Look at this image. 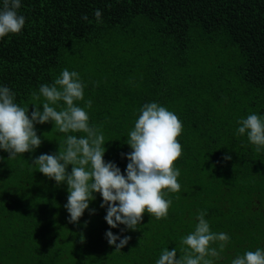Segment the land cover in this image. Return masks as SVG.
Listing matches in <instances>:
<instances>
[{"label":"trees","instance_id":"trees-1","mask_svg":"<svg viewBox=\"0 0 264 264\" xmlns=\"http://www.w3.org/2000/svg\"><path fill=\"white\" fill-rule=\"evenodd\" d=\"M18 13L24 28L0 38V86L15 93L14 102L31 118L35 106L43 111L44 98L32 95L40 85L54 83L65 68L78 72L86 86L84 101L75 103L103 132L105 162L124 175L121 153L132 151L126 141L140 109L151 102L166 107L183 125L175 162L181 189L165 190L172 200L166 218L145 212L135 231L107 224L99 193L70 224L67 185L57 187L32 162L58 153L67 135L85 134L36 124L42 144L34 152L8 159L0 149V264L39 256L48 264H156L165 248L179 258L181 239L202 210L212 232L230 237L221 258L210 257L214 264L264 249V149L237 135L239 120L264 118V0H21ZM109 230L131 237L128 245L115 251ZM5 243L15 248L11 263L1 257ZM210 247L219 250L218 243Z\"/></svg>","mask_w":264,"mask_h":264},{"label":"clouds","instance_id":"clouds-1","mask_svg":"<svg viewBox=\"0 0 264 264\" xmlns=\"http://www.w3.org/2000/svg\"><path fill=\"white\" fill-rule=\"evenodd\" d=\"M20 8L21 0H3L0 38L19 34L24 28L26 18L18 13ZM94 15L100 23L101 11L95 10ZM82 19L88 21V16L84 15ZM85 86L78 72L65 68L54 83L40 85L39 95L32 94L37 101L42 96L44 102L43 111L35 106L31 118L29 110L14 102L15 93L6 86H0V149L9 154L8 159L34 152L42 144L36 124L53 122L54 129L60 133H84L83 136L67 135L63 144H59L58 153L42 154L32 162L40 173L54 180L57 187L67 185L69 195L64 207L69 213L68 223H79L85 210L89 209L90 201L96 199L93 193H99L103 198L100 207L107 210V224L111 228L126 226L121 232L137 230L145 212L157 220L166 218L172 200L165 199V190L177 193L181 189L178 183L181 173L175 162L182 156V146L178 142L183 130L182 122L176 114L156 102L143 105L126 141L132 151L121 153L122 158L126 156L128 160L124 175L114 162H105L103 132L89 125L85 108L75 103L84 101ZM60 101L66 106L57 110L54 106ZM85 107L91 108L92 100H87ZM238 123L237 135L247 134L248 141L257 152L264 149V118L250 114ZM223 159L230 161L232 156L225 155ZM95 211L91 209V214ZM206 214V210L199 211L194 231L181 239L182 254L179 258L175 248L171 251L165 248L156 264H214L211 258L219 260L230 237L223 232H212L205 219ZM84 239L81 233V243ZM106 239L115 251H120L128 245L131 237L115 235L109 230ZM214 243H218L219 250L210 247ZM231 264H264V249L246 251L234 258Z\"/></svg>","mask_w":264,"mask_h":264},{"label":"rangeland","instance_id":"rangeland-1","mask_svg":"<svg viewBox=\"0 0 264 264\" xmlns=\"http://www.w3.org/2000/svg\"><path fill=\"white\" fill-rule=\"evenodd\" d=\"M1 248L3 249L2 253H1L2 259L3 260L6 259L10 263L13 262L12 253L15 250V248H13V245L5 243L4 245L1 246ZM25 255H27V254H25ZM39 257H41V256H39ZM39 257L33 258V260L29 262V264H48L49 263V261L46 260L45 257H41V258H39ZM3 264H7V263L4 262ZM13 264H16V262H14ZM60 264H63V263H60Z\"/></svg>","mask_w":264,"mask_h":264}]
</instances>
